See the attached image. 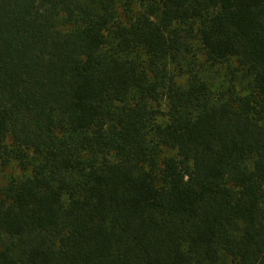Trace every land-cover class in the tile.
<instances>
[{
	"label": "trees",
	"instance_id": "1",
	"mask_svg": "<svg viewBox=\"0 0 264 264\" xmlns=\"http://www.w3.org/2000/svg\"><path fill=\"white\" fill-rule=\"evenodd\" d=\"M11 164L0 264H264V0H0Z\"/></svg>",
	"mask_w": 264,
	"mask_h": 264
},
{
	"label": "rangeland",
	"instance_id": "2",
	"mask_svg": "<svg viewBox=\"0 0 264 264\" xmlns=\"http://www.w3.org/2000/svg\"><path fill=\"white\" fill-rule=\"evenodd\" d=\"M199 62L204 61V57L202 55L199 56L198 58ZM236 66V65H234ZM225 68H220L219 70L216 69H209V70H204L203 73L206 76L207 79H212V82H214L215 85L219 86L220 81L224 79L225 77ZM246 84V80L242 81V86ZM20 172L16 168L14 164H11L9 167L2 168L0 166V184L3 185L7 182V179L11 176V174L18 175Z\"/></svg>",
	"mask_w": 264,
	"mask_h": 264
}]
</instances>
